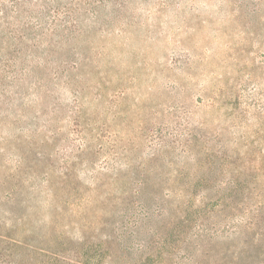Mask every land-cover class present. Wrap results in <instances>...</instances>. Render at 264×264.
Wrapping results in <instances>:
<instances>
[{
  "label": "rangeland",
  "instance_id": "374dc122",
  "mask_svg": "<svg viewBox=\"0 0 264 264\" xmlns=\"http://www.w3.org/2000/svg\"><path fill=\"white\" fill-rule=\"evenodd\" d=\"M0 232L5 264H264V0H0Z\"/></svg>",
  "mask_w": 264,
  "mask_h": 264
},
{
  "label": "trees",
  "instance_id": "16d2710c",
  "mask_svg": "<svg viewBox=\"0 0 264 264\" xmlns=\"http://www.w3.org/2000/svg\"><path fill=\"white\" fill-rule=\"evenodd\" d=\"M230 181L231 182L235 181V178L234 179L232 178V180H230ZM253 221L254 220H250L249 223H252ZM0 244L10 245V249L12 248V246L26 249L25 247L27 245V242L23 241L21 239H16V238L12 237V235H10L9 233L0 232ZM5 245H0V249H3L5 247ZM6 251H7V248L3 252H6ZM3 252L0 253V262L2 263V261H3L2 264H5V263H7L6 262L7 254L6 253L4 254ZM12 253H13V248H12ZM78 262H79V264H89V263H86L84 261H81L80 259H78ZM10 263H12V260H10ZM20 264H23V263H20Z\"/></svg>",
  "mask_w": 264,
  "mask_h": 264
}]
</instances>
